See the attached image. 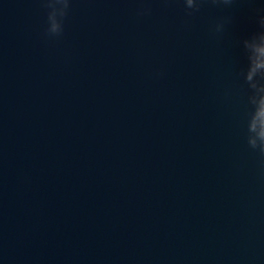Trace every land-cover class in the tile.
Listing matches in <instances>:
<instances>
[{
	"label": "water",
	"instance_id": "obj_1",
	"mask_svg": "<svg viewBox=\"0 0 264 264\" xmlns=\"http://www.w3.org/2000/svg\"><path fill=\"white\" fill-rule=\"evenodd\" d=\"M0 264H264V0H0Z\"/></svg>",
	"mask_w": 264,
	"mask_h": 264
}]
</instances>
